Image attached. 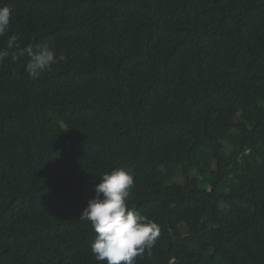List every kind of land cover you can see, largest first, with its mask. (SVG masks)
<instances>
[{"label": "trees", "instance_id": "16d2710c", "mask_svg": "<svg viewBox=\"0 0 264 264\" xmlns=\"http://www.w3.org/2000/svg\"><path fill=\"white\" fill-rule=\"evenodd\" d=\"M4 5L65 60L0 65V264H98L79 215L117 167L160 226L136 264H264V0Z\"/></svg>", "mask_w": 264, "mask_h": 264}, {"label": "clouds", "instance_id": "9594fccd", "mask_svg": "<svg viewBox=\"0 0 264 264\" xmlns=\"http://www.w3.org/2000/svg\"><path fill=\"white\" fill-rule=\"evenodd\" d=\"M11 8L0 6V38L7 36L6 47L0 49V65L9 59L13 64L24 62L32 81H39L53 65L65 60L49 43H28L20 46L18 33L8 35ZM95 185V195L87 201L79 220L94 230L90 250L95 260L106 264H136V258L149 254L160 236V226L129 204L134 187L131 170L117 167L102 172Z\"/></svg>", "mask_w": 264, "mask_h": 264}]
</instances>
